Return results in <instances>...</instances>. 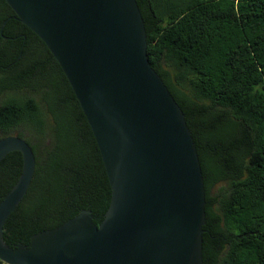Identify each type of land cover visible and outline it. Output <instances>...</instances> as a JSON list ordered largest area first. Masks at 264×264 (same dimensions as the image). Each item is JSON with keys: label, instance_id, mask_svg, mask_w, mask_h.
Returning a JSON list of instances; mask_svg holds the SVG:
<instances>
[{"label": "trees", "instance_id": "16d2710c", "mask_svg": "<svg viewBox=\"0 0 264 264\" xmlns=\"http://www.w3.org/2000/svg\"><path fill=\"white\" fill-rule=\"evenodd\" d=\"M0 2L11 15L7 24L16 28L6 25L2 32L10 38H0V138L17 135L35 155L33 179L7 218L3 239L10 246L27 245L34 233L83 209L98 225L111 191L95 139L60 66L6 1ZM137 3L149 63L183 110L199 156L206 198L203 264H264V0ZM9 43L12 50L4 56ZM44 55L55 64L63 100L73 109L69 123L47 136L38 85L51 74ZM53 115L61 117L59 110ZM21 167L19 151L0 161V200Z\"/></svg>", "mask_w": 264, "mask_h": 264}, {"label": "water", "instance_id": "95a60500", "mask_svg": "<svg viewBox=\"0 0 264 264\" xmlns=\"http://www.w3.org/2000/svg\"><path fill=\"white\" fill-rule=\"evenodd\" d=\"M46 45L95 139L111 196L101 222L91 211L8 245L3 227L25 197L35 155L17 135L0 138V161L22 156L0 200L6 264H203L205 189L185 114L150 65L137 0H5Z\"/></svg>", "mask_w": 264, "mask_h": 264}, {"label": "rangeland", "instance_id": "374dc122", "mask_svg": "<svg viewBox=\"0 0 264 264\" xmlns=\"http://www.w3.org/2000/svg\"><path fill=\"white\" fill-rule=\"evenodd\" d=\"M38 85L41 87V93L43 92L44 134L47 136L53 129H60L69 123V118L73 117V109L63 100L65 90L57 75H45L43 79H39ZM36 97H39V94H36ZM53 110H59L61 117H55ZM24 133L31 136L27 131Z\"/></svg>", "mask_w": 264, "mask_h": 264}, {"label": "flooded vegetation", "instance_id": "af4514ba", "mask_svg": "<svg viewBox=\"0 0 264 264\" xmlns=\"http://www.w3.org/2000/svg\"><path fill=\"white\" fill-rule=\"evenodd\" d=\"M0 15L1 16H5L4 17V20L2 21L1 25H0V38H3V39H9L10 37L8 36H5L3 34V28L7 25L9 29H11L12 31H16V28L13 26V25H8L7 23L9 22V20L11 19V15L9 14V11L7 10V8L3 5L2 2H0ZM21 34L18 35L16 38H20ZM21 37H23L24 39V36L22 35ZM24 43H25V39L21 42V49L23 48L24 46ZM0 46H3L1 41H0ZM12 47L13 45L9 43L8 46H4L3 47V55L6 56L11 50H12ZM44 63L46 64V68L47 70H49L51 72V74L53 75H57V68L55 66V64L53 63V61L51 59H49L50 57L48 55H44ZM22 64V63H21ZM22 66H24L22 64ZM25 66L27 67V63H25Z\"/></svg>", "mask_w": 264, "mask_h": 264}]
</instances>
